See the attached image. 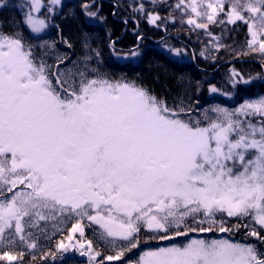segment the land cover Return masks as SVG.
<instances>
[{"label":"snow or ice","instance_id":"6c2138e0","mask_svg":"<svg viewBox=\"0 0 264 264\" xmlns=\"http://www.w3.org/2000/svg\"><path fill=\"white\" fill-rule=\"evenodd\" d=\"M48 5L54 14L61 0ZM7 6L0 0V9ZM45 6L44 0L21 5L31 33L48 28L50 17L35 15ZM80 7V15L98 16L94 4ZM176 7L190 10L186 23L206 32L217 22H243L248 48L264 56V0H179ZM159 19L148 14L149 24ZM46 55L38 58L19 33L0 31V264H23L17 246L35 249L31 229L42 231L41 221L64 214L79 218L69 241L77 232L84 237L87 219L99 226L100 240L118 249L97 261L101 253L91 240L58 243V252H78L89 264L120 261L139 247L142 230L149 243L241 229L256 242L191 238L143 251L134 264H264V119H248L264 118V96L193 119V109L170 108L133 83L88 79L78 67L61 70L67 55L57 56L53 71ZM224 215L246 222L229 227Z\"/></svg>","mask_w":264,"mask_h":264},{"label":"trees","instance_id":"16d2710c","mask_svg":"<svg viewBox=\"0 0 264 264\" xmlns=\"http://www.w3.org/2000/svg\"><path fill=\"white\" fill-rule=\"evenodd\" d=\"M11 1H21L22 5L24 0H8L10 10H12L11 14L21 17L24 16V12H26L27 9L22 8L21 5L12 4L10 3ZM175 1L176 0H155V2H153V0H61V5L54 6L56 9L55 15H50L52 23L50 22V25L43 33L45 36L47 35V37L53 38L57 49L61 51L62 55L68 54L69 58L77 56V47L84 41V33H87V36L99 40V44L104 49L100 50V55L102 57L105 52L107 57L109 55L111 58L114 51L125 52L127 55L122 62H118L117 59L112 61V63L105 61L108 62L105 67L108 69L110 75L122 76L123 80L138 78L143 80V85L147 84L151 86L154 84L152 81L154 80V74L152 73L150 75L148 73L147 64L150 65L152 62H155L163 64L171 71V75L162 78L161 81L165 90H173L172 88H174L175 85L174 80H176L178 75L181 74L180 76L185 75L186 77H191L192 75H196L197 72L203 71V75L205 76H207L208 72H215L204 84L206 89L210 86H215L218 89V87L224 85L225 78H231L233 81H239L238 85L240 87V92H244L245 90L247 96L251 94L257 95L258 93L264 94V63L259 62V59L243 56V51L238 54V56L234 55V57L223 53L225 49L235 51L238 48L247 47L248 35L245 32L246 26L243 27L244 24L242 25L240 22L236 24L225 23L209 26L208 33L210 32L211 35L208 34L206 40L210 39L211 41H217L222 47L211 53L210 57H208L209 55L200 47V45L204 43L203 39H200L196 46L193 47L194 43H191L189 37L185 36L183 33H177V37H174V35L170 33L174 23L169 21V18L176 15ZM44 3L49 6L48 0H44ZM83 3H88L90 5L94 4L95 7L91 10H99L98 16L96 18H86L80 15V6ZM141 4L144 6L143 12L134 10L139 9ZM67 10L77 15H69L70 12L68 13ZM149 13L158 15L160 19L156 21L155 24H149ZM100 17H103L104 20H101ZM85 19L89 20L87 24L83 23ZM237 26L241 29L236 30ZM199 33H201L200 30ZM50 34L53 37L48 36ZM166 34H168L174 49L179 50V54L174 55L173 52H166L165 49H163V45L159 40ZM41 35L32 34L31 40L42 39V37H40ZM214 37L218 39H214ZM65 39L71 42L73 45L72 48H68L62 42ZM133 51H136L138 55L132 56L131 53ZM191 62H194V64H191ZM213 62L217 64L213 65ZM233 72L239 75L234 77ZM103 74L104 73H102V75ZM241 77H243V80H247L248 83H244L240 79ZM221 98L223 101H226L225 97L221 96ZM195 100H201V94H196ZM93 229L94 228L90 226L85 227L84 235L88 233L90 236L84 240H91L94 248L101 253V256L97 257V261L101 260L106 255H115L116 251L107 248L106 245L100 243L92 235ZM241 231L242 229L239 232H235L236 234L234 236L227 234L226 236L230 240H235L237 234L239 235ZM190 234L196 237L200 236V234L197 233ZM213 234L216 237L222 236L217 233ZM144 237L145 233L140 235L139 238L145 240ZM186 238L187 237H185V239ZM179 240H181V242L185 241L182 239ZM241 240L244 242L248 241L246 237H243ZM151 242L152 241L149 243ZM159 244L163 243L160 242ZM141 247L142 246L139 245L136 249H132V251L127 252L120 261L112 262V264L128 263L138 254L137 250ZM56 249L57 247L48 250L47 245L33 254L31 251L21 248H17L15 251H23L25 253L23 264H36L37 261L39 262L42 260H44L45 264H89L88 257H81L78 252L69 251V253H65L60 258L52 257L51 254H53ZM29 257L34 258L28 259ZM105 264H109V262L105 261Z\"/></svg>","mask_w":264,"mask_h":264},{"label":"rangeland","instance_id":"374dc122","mask_svg":"<svg viewBox=\"0 0 264 264\" xmlns=\"http://www.w3.org/2000/svg\"><path fill=\"white\" fill-rule=\"evenodd\" d=\"M13 2V1H11ZM187 2V0H186ZM176 5L179 3V1H175ZM46 4V3H45ZM9 6V2H8ZM47 5L41 10L40 13H37L35 15L39 16L40 18H46L50 17V15H55L54 14H49L47 12ZM183 8V5L181 6ZM4 9V8H3ZM0 9V10H3ZM56 10V9H55ZM68 13L70 12L67 10ZM175 13L176 15L173 17L169 18V21L173 22V29L170 31L171 34L174 35V37H177V33H183L185 36L189 37L191 43L193 42V47L196 46L197 42L200 39L204 40L203 45H200L202 49L209 55L213 53L214 51H217V44H219L217 41H211L210 39L206 40V37L208 35V31L206 32L203 29H195L194 26H190L186 23V20L189 15H192L190 10H185L181 11V9H178L175 7ZM3 12H10V10L5 9ZM220 19H225L223 14H221ZM12 22H16V20L12 19ZM50 22L52 23V19L50 17ZM239 22V21H238ZM242 25L244 24L243 22H240ZM216 25H219L220 23L217 22L215 23ZM50 25V23H49ZM209 25V26H213ZM245 32L248 35V28L247 25L244 24L243 27H245ZM241 29L239 26H237L236 30ZM199 30L201 33H199ZM201 36V37H200ZM45 39V38H44ZM83 42L80 43L77 47V56L74 57L70 62L69 60L65 62V64L60 65L61 70H64L66 67H78L80 71H84L86 78L88 79H93V78H100V79H107L112 83L116 82H126V83H133L139 87H143L146 90H148L152 95H155L157 98L164 100L167 105L170 108H177L178 106H183L185 108H191L193 109V112L191 113L192 118L196 119L197 117H201V113H203L205 110H208V113L211 117L215 118L216 113L211 112L212 108L215 107H220V108H225L228 109L229 111H233L236 108H238L240 105H242L245 101H250V100H256L259 99L260 97L264 96L262 93H258L257 95H250L247 96L246 92H240V87L238 85L239 81H233L231 78L226 79L224 81V85L221 87H218V91L211 93L209 92V88L206 89L204 87V84L206 81L212 77V75L215 74V72H208L207 76L203 75L202 72H197L196 75H192L186 77L185 75H178L176 77V80H174V88L171 89H164V86L161 84L162 78L169 77L171 75V71H169L166 66L163 64L155 63L152 62L150 65L147 64V71L151 75L152 73L154 74L152 80L154 84L151 86H148L147 84L143 85V80L142 79H127L123 80L122 76H112L108 72V69L105 67V65L109 62L112 63V61H115V59L118 60V62H122L125 60V56L127 55L125 52H116L114 51L112 53V58L108 55H106V52L104 53L103 57L100 55V50H102V46L99 44V40L97 38H93L91 36H87L83 38ZM85 40L87 41L88 47H85ZM44 42H47L48 44H53L50 40H41L39 41L35 46V51L36 53H39L38 58L42 55V53L47 52V55L44 57V59L47 61L49 65H52V69L56 67L57 63V56H59L57 53H54L53 55L52 52L54 51V47L49 49V48H44L41 49L40 45L43 44ZM159 42L163 45V49H165L166 52H173L174 47L171 44V41L169 40L168 34L164 35ZM33 45V44H32ZM213 45V46H211ZM220 45V44H219ZM247 45V44H246ZM104 50V49H103ZM132 50V49H131ZM130 50V51H131ZM185 50V49H184ZM237 51V52H236ZM243 51V52H242ZM242 52L243 56L246 57H251L254 59H259V62L264 63V56L260 55L258 52H252L248 46L246 48H238L235 51H230L228 49L224 50V54L226 55H231L234 57V55L238 56ZM99 53V55H97ZM247 53V54H245ZM174 55H177L173 52ZM51 55V56H50ZM187 55V54H186ZM61 56V55H60ZM85 57H88V59H85ZM209 59V58H208ZM222 59V58H220ZM213 60V59H212ZM108 61V62H105ZM208 61V60H207ZM206 61V62H207ZM211 61V60H210ZM205 62V63H206ZM213 65H216L217 63L213 62ZM66 65V66H65ZM212 65V66H213ZM104 67V68H103ZM212 69V68H210ZM55 70V69H54ZM53 70V71H54ZM211 71V70H210ZM214 71V68H213ZM102 73H104L102 75ZM147 75V73H146ZM205 80H204V77ZM143 77V76H142ZM146 85V86H145ZM237 89V91H236ZM201 94V100L197 101L195 100L196 94ZM221 96L225 97L226 101H223ZM194 99V100H193ZM187 118V117H185ZM241 119H244V117H241ZM248 119H251L253 123H259L262 119V117L259 116H254V117H249ZM10 195V194H9ZM200 219H203L204 217L201 215L199 217ZM79 218L76 217L75 215H69V214H64L63 217H57L55 220H48V221H41L40 222V229L42 231H38L36 229H31V231L34 232V239L36 240L37 247L35 249H27L26 247H21L17 246V248L25 249L27 251H31L32 254L36 253L37 250L40 248H43L48 245V250L50 248H56L58 243L63 241L65 244H75L81 240H84L85 238H89V234L86 233L84 237H81L78 235L79 233H74L72 241H69L67 239V236L69 235V230L72 227V224L75 223ZM217 220L221 219L220 214H217L216 216ZM223 219L227 221V225L231 227L232 225H235L237 223H242L246 221H240L235 217H227L226 215L223 216ZM81 223L86 227L90 226L94 228L92 230V235L100 242L103 243L104 245L107 246V248L112 249L113 251H117L118 249H113L110 245L105 244L102 240L99 239L98 233L101 231L99 229L98 225L91 224L90 221L87 219H84L81 221ZM191 223V221H189ZM213 233L221 234V237H216ZM144 234V231H141L142 235ZM200 234V236L196 237L192 234H189V236L185 239V237H179L176 238L175 240L169 242V241H163V244H159L160 242L157 241H152L151 243H144L143 239H140L141 243L140 246H142L140 249H138V254L134 256L132 260H130L128 263L125 264H134L136 260L139 259L140 254L143 251H146L150 248H154L157 246H168L170 243H176L177 245H182L187 241V239L191 238H196V239H228L227 235H232L234 236L236 233H220L218 231L216 232H211V233H197ZM243 237H245V230L242 229V231L237 234L235 240H231L233 242H241V243H248V242H256L254 238L252 237H247L248 241L244 242L241 240ZM145 238V237H144ZM185 240L181 242V240ZM230 240V239H229ZM145 245V246H144ZM16 248V249H17ZM70 252H75L70 250ZM69 253V252H67ZM55 256L51 254L52 257L60 258L62 257L65 253L58 252L57 249L54 252ZM82 257V256H81ZM34 257H29L28 259H33ZM36 264H45L44 260L42 261H37Z\"/></svg>","mask_w":264,"mask_h":264},{"label":"flooded vegetation","instance_id":"af4514ba","mask_svg":"<svg viewBox=\"0 0 264 264\" xmlns=\"http://www.w3.org/2000/svg\"><path fill=\"white\" fill-rule=\"evenodd\" d=\"M9 18H11L10 12H3V10L0 11V31L7 34H13L14 27L9 23ZM21 29L25 31V28Z\"/></svg>","mask_w":264,"mask_h":264},{"label":"bare ground","instance_id":"6f19581e","mask_svg":"<svg viewBox=\"0 0 264 264\" xmlns=\"http://www.w3.org/2000/svg\"><path fill=\"white\" fill-rule=\"evenodd\" d=\"M191 64H194V62H191ZM246 85V84H245Z\"/></svg>","mask_w":264,"mask_h":264}]
</instances>
